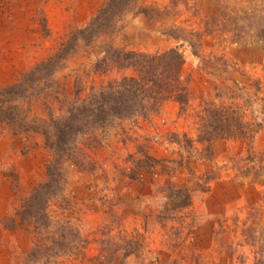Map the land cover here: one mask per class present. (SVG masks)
Masks as SVG:
<instances>
[{"label": "rangeland", "instance_id": "rangeland-1", "mask_svg": "<svg viewBox=\"0 0 264 264\" xmlns=\"http://www.w3.org/2000/svg\"><path fill=\"white\" fill-rule=\"evenodd\" d=\"M103 2L0 0V86L51 55ZM137 5L140 11H126L114 31L76 41L52 74L58 90L31 99L29 117H46L47 101L58 114L77 89L83 95L132 74L95 71L111 46L145 53L178 47L188 103L166 101L99 145L91 133L81 135L83 168H65L63 187L45 201V225L10 227L21 223L24 195L46 180L50 155L42 137L0 133V264H264V0ZM216 110L241 127L234 136H213L206 149L198 129ZM69 226L76 244L63 251ZM43 241L49 254L35 262L30 254Z\"/></svg>", "mask_w": 264, "mask_h": 264}, {"label": "trees", "instance_id": "trees-1", "mask_svg": "<svg viewBox=\"0 0 264 264\" xmlns=\"http://www.w3.org/2000/svg\"><path fill=\"white\" fill-rule=\"evenodd\" d=\"M139 9L137 0H104L89 21L84 26L71 30L51 55L31 66L18 80L0 86V133L25 141H29L35 134L40 135L43 146L50 155L45 169L46 180L34 185L24 195L26 199L18 210L21 223L14 224L13 220L14 225L10 227L16 228L24 223L30 226L39 220L43 225L47 224L45 203L54 191L63 187L66 180L65 168L70 163L83 168L81 164L84 149L78 141L81 135L91 133L89 139L99 145L113 129L119 127L124 132V122L157 112L166 101L176 102L181 108L188 103V83L182 75L184 59L178 47L145 53L111 46L96 61L95 71L101 74L111 70L130 69L132 74L101 82L98 86L90 87L83 95L77 89L71 101L63 102L64 108L58 114H54L47 101L46 117H29L31 99L43 98L45 92L48 95V91L58 90V83L54 81L52 74L58 69L60 61L73 52L78 42L88 44L100 34L114 31L126 11L138 12ZM209 118L208 122H202L197 134V140L206 144V149L214 139L213 136L224 135L225 132L234 136L241 127L238 118L233 115L226 121V111L216 110L210 113ZM91 148L92 144L89 149ZM145 154V159L154 160ZM172 194L175 191L169 192V197ZM186 196L175 203L182 205ZM24 220L26 221L23 222ZM62 237L64 246L61 250L65 251L76 244V235L70 226L63 230ZM49 246L45 241L41 242L39 251L32 252L30 256L38 262L39 255L48 256Z\"/></svg>", "mask_w": 264, "mask_h": 264}]
</instances>
